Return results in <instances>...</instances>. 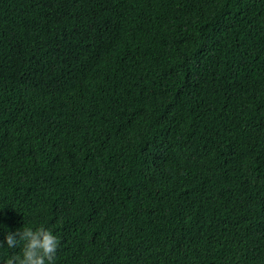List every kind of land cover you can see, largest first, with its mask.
<instances>
[{"label":"trees","instance_id":"16d2710c","mask_svg":"<svg viewBox=\"0 0 264 264\" xmlns=\"http://www.w3.org/2000/svg\"><path fill=\"white\" fill-rule=\"evenodd\" d=\"M22 227L55 264H264V0H0V242Z\"/></svg>","mask_w":264,"mask_h":264},{"label":"clouds","instance_id":"9594fccd","mask_svg":"<svg viewBox=\"0 0 264 264\" xmlns=\"http://www.w3.org/2000/svg\"><path fill=\"white\" fill-rule=\"evenodd\" d=\"M4 242L9 249L22 247V251L11 255L3 264H55L60 243L57 236L43 227L35 230L22 227L16 232H9ZM4 242H0V247Z\"/></svg>","mask_w":264,"mask_h":264}]
</instances>
